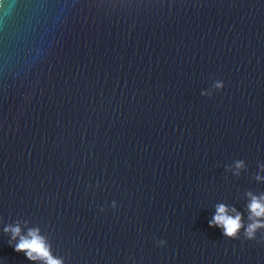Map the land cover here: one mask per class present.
I'll return each mask as SVG.
<instances>
[{"label": "water", "instance_id": "1", "mask_svg": "<svg viewBox=\"0 0 264 264\" xmlns=\"http://www.w3.org/2000/svg\"><path fill=\"white\" fill-rule=\"evenodd\" d=\"M261 165L264 0H0V264H264Z\"/></svg>", "mask_w": 264, "mask_h": 264}, {"label": "clouds", "instance_id": "2", "mask_svg": "<svg viewBox=\"0 0 264 264\" xmlns=\"http://www.w3.org/2000/svg\"><path fill=\"white\" fill-rule=\"evenodd\" d=\"M219 87V85H217ZM242 165V161L236 162V167L239 168ZM264 168V165L260 166ZM257 180L264 179L257 175ZM251 197L247 204L248 219L251 221L244 228V235L247 239H255L256 231L260 228H264V219H257L264 217V193L260 196L247 193ZM229 211L235 213L230 215ZM209 226H216L222 229V234L229 238H237L238 233L243 225L241 219V213L234 207L229 209L225 204H218L213 218L208 221ZM5 231H11L12 238L19 236L18 242L14 245V250L17 252H23L29 260H41L43 264H62L61 260L54 258L50 253V246L46 243L43 236L39 234L38 228L29 229L27 235H20L19 226H9L5 228Z\"/></svg>", "mask_w": 264, "mask_h": 264}]
</instances>
